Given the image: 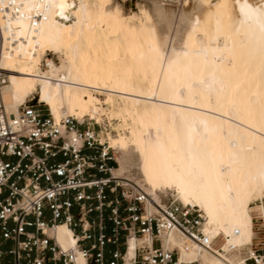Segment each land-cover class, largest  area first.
Instances as JSON below:
<instances>
[{
	"label": "bare ground",
	"instance_id": "6f19581e",
	"mask_svg": "<svg viewBox=\"0 0 264 264\" xmlns=\"http://www.w3.org/2000/svg\"><path fill=\"white\" fill-rule=\"evenodd\" d=\"M148 2L128 14L116 0H3L4 105L16 115L35 96L57 124L67 115L107 122L151 199L163 206L155 190L167 189L198 208L219 242L202 251L175 230L163 234L177 264H246L254 220L264 229V0H182L167 52L176 11ZM47 52L61 65L47 60L43 70ZM98 135L113 147L105 128ZM116 161L115 177L127 167ZM48 233L64 251L75 246L63 223ZM142 245L148 236L130 237L126 256Z\"/></svg>",
	"mask_w": 264,
	"mask_h": 264
},
{
	"label": "built area",
	"instance_id": "2783aa9c",
	"mask_svg": "<svg viewBox=\"0 0 264 264\" xmlns=\"http://www.w3.org/2000/svg\"><path fill=\"white\" fill-rule=\"evenodd\" d=\"M6 82L0 68V264H75L78 255L84 264H177V251L162 246L161 236L172 230L202 251L220 249L203 232L197 208L173 199L160 206L137 183L115 177L113 153L90 121L67 115L57 124L37 100L9 114L2 99ZM148 202L155 211L146 212ZM61 223L75 240L66 251L46 232ZM144 236L151 246L135 247L128 258V239ZM243 256L246 264H264L256 249Z\"/></svg>",
	"mask_w": 264,
	"mask_h": 264
},
{
	"label": "rangeland",
	"instance_id": "374dc122",
	"mask_svg": "<svg viewBox=\"0 0 264 264\" xmlns=\"http://www.w3.org/2000/svg\"><path fill=\"white\" fill-rule=\"evenodd\" d=\"M149 0H116V2L121 5L123 7V10L125 13H132V11H137V4H143L145 6H148L149 7ZM170 8L174 9L176 12H175V19H174V25H172V31H170L169 35L170 36V40L165 44L164 48H163V51H168L170 49V47L173 45V43H175V37L174 36V31L175 30H179L181 28V23L179 22L178 23V16H179V13L177 15V11L179 12L180 8H181V3H177V4H174V5H171ZM176 21V22H175ZM177 23V24H175ZM177 25V26H175ZM177 28V29H176ZM168 48V49H167ZM49 60L53 65H56V66H59L61 65V61L58 57V55L54 52H47L45 55H44V58L42 59L40 65H41V68L44 70L47 68V64H46V61ZM100 98H103L102 96ZM33 100L34 103H36V100L38 101V97H35V96H32V97H29L28 99H26L25 101H31ZM26 102V103H27ZM45 104H41L40 107L44 108ZM46 107V106H45ZM47 108V107H46ZM48 109V108H47ZM79 121H90L95 129L98 131V133H100L103 128H105L107 130V133H110V139L113 143V147L111 148L108 141L102 137V136H99L100 140L102 143H106L108 145V148L112 151L113 153V157H114V160L111 161L112 165L115 166V168L113 170H117L118 167H119V163L116 161V158L119 159V162L121 164L123 163H127L126 164V170L124 172L127 171V168H128V171L126 173H122V175H119L117 177H126V178H129L131 181H133L134 183H137V185L139 187L140 186V180H141V174L138 172V169L134 166L135 165V160L130 158L127 159L126 158V154L124 153V150L126 149V144L124 142H121L120 141V135L116 132V131H110V127L108 126V123L106 122L105 125L103 126L102 124H100L98 122L97 119H90V118H85L83 120H79ZM123 136V135H122ZM122 153V155H121ZM132 167V168H131ZM130 169V171H129ZM114 175V174H113ZM142 188V187H141ZM156 191V194L159 195V198H160V202H161V205L164 203H167L168 201L170 200H175L173 198V195L172 193L167 190V189H162L160 192L158 191V189L155 190ZM176 201V200H175ZM178 202V201H177ZM198 209V208H197ZM199 210V209H198ZM254 224H255V234H254V244H253V249H256L259 251L260 254H264V229H263V226L261 225V222L260 220L258 219H255L254 220ZM50 235V233H49ZM243 253H244V250L242 251V257L244 258L243 256Z\"/></svg>",
	"mask_w": 264,
	"mask_h": 264
},
{
	"label": "crops",
	"instance_id": "0c3cea01",
	"mask_svg": "<svg viewBox=\"0 0 264 264\" xmlns=\"http://www.w3.org/2000/svg\"><path fill=\"white\" fill-rule=\"evenodd\" d=\"M48 233V232H47ZM49 234V233H48ZM10 246L9 243H7L4 248H8ZM110 247L107 248L106 254H105V258H106V262L108 263L111 258H110V253H109ZM6 260H8V257L5 258Z\"/></svg>",
	"mask_w": 264,
	"mask_h": 264
}]
</instances>
